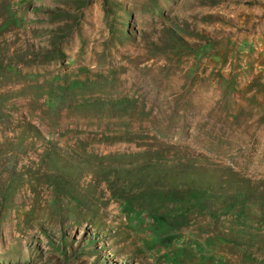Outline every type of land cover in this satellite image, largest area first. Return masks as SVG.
Segmentation results:
<instances>
[{
    "label": "rangeland",
    "instance_id": "obj_1",
    "mask_svg": "<svg viewBox=\"0 0 264 264\" xmlns=\"http://www.w3.org/2000/svg\"><path fill=\"white\" fill-rule=\"evenodd\" d=\"M0 264H264V0H0Z\"/></svg>",
    "mask_w": 264,
    "mask_h": 264
},
{
    "label": "trees",
    "instance_id": "obj_2",
    "mask_svg": "<svg viewBox=\"0 0 264 264\" xmlns=\"http://www.w3.org/2000/svg\"><path fill=\"white\" fill-rule=\"evenodd\" d=\"M51 244H52V247H55L53 242H51ZM55 248L58 249V250L61 249L60 246H56Z\"/></svg>",
    "mask_w": 264,
    "mask_h": 264
}]
</instances>
